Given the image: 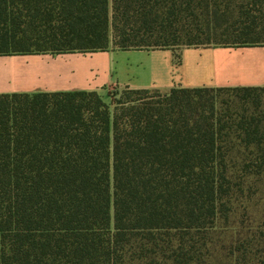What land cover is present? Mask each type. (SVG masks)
I'll use <instances>...</instances> for the list:
<instances>
[{"label":"trees","instance_id":"1","mask_svg":"<svg viewBox=\"0 0 264 264\" xmlns=\"http://www.w3.org/2000/svg\"><path fill=\"white\" fill-rule=\"evenodd\" d=\"M264 46V0H0V56ZM0 264H264V86L0 94Z\"/></svg>","mask_w":264,"mask_h":264},{"label":"rangeland","instance_id":"2","mask_svg":"<svg viewBox=\"0 0 264 264\" xmlns=\"http://www.w3.org/2000/svg\"><path fill=\"white\" fill-rule=\"evenodd\" d=\"M184 49L187 48L172 50L176 65L181 63ZM190 49L184 67L174 71L175 81L197 85L228 83L237 86L264 79L260 77V74L264 76V69L254 67L264 61V51L235 53L228 49L212 50L206 47ZM164 51H121L110 46L107 51L94 53L0 56V71L30 70L42 73L40 80H31L33 83H56L59 86L105 84L97 92L105 102L111 104L114 94L128 87L121 81L131 80L133 84L146 85L165 79V74L158 70L165 62ZM14 80L19 83L26 81L17 73ZM3 82L4 79L0 84Z\"/></svg>","mask_w":264,"mask_h":264},{"label":"crops","instance_id":"3","mask_svg":"<svg viewBox=\"0 0 264 264\" xmlns=\"http://www.w3.org/2000/svg\"><path fill=\"white\" fill-rule=\"evenodd\" d=\"M198 49V48H197ZM212 50H217V49H228L231 52L235 53H246L247 51H264V46L260 47H242V48H226V47H214V48H209ZM191 50L190 48L184 49L182 52V59L181 63L179 65L175 64L174 60V52L172 50H166L164 51V64L163 66L158 70L162 74H165V79H162L160 82L154 81L146 85H139V84H133L132 81H121L124 82L125 85L132 89H156L161 92H169L172 88L174 87H183V88H195V87H238V86H264V79H256L255 81H252L251 83H248V85H237L234 86L233 84H228V83H222V84H188V83H183V82H178L175 81L173 74L175 70L181 69L184 67V64L186 63L187 59V53ZM153 52V51H152ZM261 53V52H260ZM264 54V52L262 53ZM49 55V54H47ZM17 56V55H15ZM25 56V55H24ZM249 65V64H246ZM214 69L216 68V64H213ZM255 68H262L264 69V61L260 62V64L254 65ZM264 72V71H263ZM15 73H17L18 76H22L26 81L24 82H16L14 80ZM262 73V72H260ZM42 73L38 71H30V70H25L23 71H11L9 72L8 70H1L0 71V81L4 79V82L0 84V94H13V93H28V94H34V93H39V92H64V91H99L103 85H84V86H76V85H70V86H59L56 83L53 84H44L42 82H36L33 83L31 81L33 78L39 79L41 78ZM260 77L261 76L260 74ZM258 77V78H260ZM30 80V82H29ZM32 82V83H31ZM108 84V83H107Z\"/></svg>","mask_w":264,"mask_h":264}]
</instances>
